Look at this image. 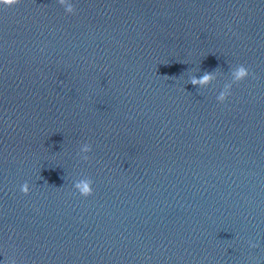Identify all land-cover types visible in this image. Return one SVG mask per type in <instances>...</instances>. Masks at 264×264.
Returning a JSON list of instances; mask_svg holds the SVG:
<instances>
[{"label":"water","instance_id":"1","mask_svg":"<svg viewBox=\"0 0 264 264\" xmlns=\"http://www.w3.org/2000/svg\"><path fill=\"white\" fill-rule=\"evenodd\" d=\"M0 264H264V0H0Z\"/></svg>","mask_w":264,"mask_h":264}]
</instances>
